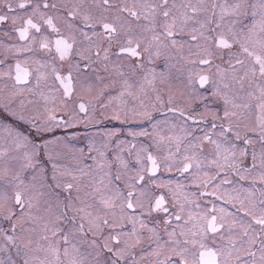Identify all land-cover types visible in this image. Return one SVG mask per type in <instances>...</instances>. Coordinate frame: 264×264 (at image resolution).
I'll return each mask as SVG.
<instances>
[{
	"label": "snow or ice",
	"instance_id": "obj_1",
	"mask_svg": "<svg viewBox=\"0 0 264 264\" xmlns=\"http://www.w3.org/2000/svg\"><path fill=\"white\" fill-rule=\"evenodd\" d=\"M0 136V264H264V0H0Z\"/></svg>",
	"mask_w": 264,
	"mask_h": 264
},
{
	"label": "flooded vegetation",
	"instance_id": "obj_2",
	"mask_svg": "<svg viewBox=\"0 0 264 264\" xmlns=\"http://www.w3.org/2000/svg\"><path fill=\"white\" fill-rule=\"evenodd\" d=\"M9 24H10V21L8 22V23H6L3 27L4 28H7L8 26H9ZM113 125L112 124H109L108 125V127L109 128H111ZM117 127L119 126V125H116ZM26 127V126H25ZM73 131H76L77 132V135L79 136V135H82L83 133H84V129H80V130H73V129H70V130H68V133H69V135L71 134V132H73ZM65 133H64V130H58L57 131V133H56V135H58V136H63ZM0 141H2V136H0ZM71 143L72 144H74L77 148H84L85 149V151H87V148H86V144H87V141H84V140H75V141H71ZM90 162V161H89ZM67 164H71L70 162H69V160H68V162H66ZM49 168H50V165L48 166ZM25 177L27 178V179H30L31 178V174H30V170L29 171H26L25 172ZM57 192H59L60 190L59 189H57L56 190ZM66 195H68L67 193H61V197H64V196H66ZM73 195H74V193H73ZM42 198H44V197H42ZM71 215V214H70Z\"/></svg>",
	"mask_w": 264,
	"mask_h": 264
},
{
	"label": "rangeland",
	"instance_id": "obj_3",
	"mask_svg": "<svg viewBox=\"0 0 264 264\" xmlns=\"http://www.w3.org/2000/svg\"><path fill=\"white\" fill-rule=\"evenodd\" d=\"M68 160H69L70 163H73V161H71L70 158H66L63 162L66 163V162H68ZM74 195H75V193H74ZM43 197H44V198H41V199H42V203H43V202H47V201H48V196H47V194H45V196H43ZM61 198H63V197H61ZM52 203L55 204L56 202H55V201H52ZM70 214H71V213H70ZM53 218H55V217L53 216Z\"/></svg>",
	"mask_w": 264,
	"mask_h": 264
}]
</instances>
